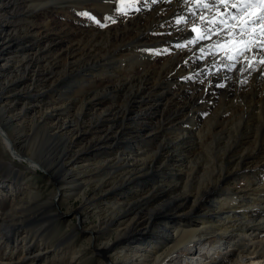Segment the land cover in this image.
<instances>
[{
  "label": "bare ground",
  "instance_id": "obj_1",
  "mask_svg": "<svg viewBox=\"0 0 264 264\" xmlns=\"http://www.w3.org/2000/svg\"><path fill=\"white\" fill-rule=\"evenodd\" d=\"M63 1L28 0L23 11L7 13L12 7L10 0H0V60L4 66L0 69V155L9 159V171H14V155L28 162L26 170L40 168L48 175L47 181L54 184L58 197L53 194L43 201V208L57 207L60 197L80 199L82 205L97 202L100 197H86L93 180L100 181L103 195L115 194L141 177L134 176L132 168L154 164L153 156L145 155L150 151L137 154L136 150L126 156L114 150L110 159L90 162L86 158L90 145L75 153L69 149L92 135L100 123L111 122L104 134L113 133L111 130L122 134L127 122L138 126L136 132H140L145 117L152 114L148 90L158 92L166 97L162 112L158 106L159 117L169 113L175 120L189 121L191 132H197L191 134V147L185 156L177 154L174 160L177 165L172 178L176 183L169 186L170 190L151 188L155 182L146 180L148 185L144 187L149 190L135 201L110 200L106 202L108 206L95 205L97 225L89 229L88 241L94 244L100 235L106 237L95 247L98 259L103 264H168L178 258L184 264H264V30L258 19L248 23L241 19H247L246 13L257 8L248 7L241 0H95V6L105 8L113 21H108L111 24L105 30L94 29L91 39L83 29L62 24L53 28L45 20L38 29L30 25L22 28L23 34L12 33L13 22L6 17L8 14L15 17L25 12L27 18L46 17L53 2L60 6L56 7L59 14L66 15L70 4ZM151 3L158 10L150 11ZM135 7L142 12L134 14ZM124 10L131 15L127 21L121 16ZM85 38L104 47L105 56L117 64L113 69L117 78L114 86L101 88L104 91L88 101L75 97L74 91L69 93L71 87H62L64 98L46 97L48 89L57 87L58 81H64L69 74L83 85L87 64L76 72H56V62L46 71L40 70L41 57L36 52L43 48H36L39 41L47 44V50L65 47L54 59L62 57L71 62L78 53H93L88 45L84 46L88 51L80 48ZM19 45L23 49L17 50ZM10 58L18 62L11 79L7 78L14 68ZM102 61L98 58L91 65L96 67ZM95 74L99 77L100 70ZM47 83L51 84L45 89ZM218 84L223 88H217ZM122 91L125 97L117 100L115 93ZM76 101L80 105L70 111ZM192 103L197 112L192 111L193 107L187 108ZM47 104L51 105V113L43 114L42 108ZM84 107H88L96 127L80 118ZM29 110L39 115L29 132L23 133ZM15 121L18 126L13 124ZM179 123V127L169 124L170 127L160 129L177 134L178 145L188 132ZM216 127L222 128L214 130ZM203 131L208 134L202 135ZM32 140L41 141L36 145L37 151L30 153L28 144ZM34 146L30 144V150ZM1 156L0 164L4 163ZM160 157L163 159V154ZM124 169L127 171L122 173ZM108 170L114 171L108 175ZM100 173L104 177L98 178ZM19 191L20 188L0 197V208L4 204L10 208L0 217V264H39L46 253L43 249H47L39 247V238L48 234L49 227L54 225L56 229L58 215H20L22 204L27 201H16ZM171 193L174 194L170 196ZM80 213L89 212L81 209L75 215ZM147 237L149 240H145Z\"/></svg>",
  "mask_w": 264,
  "mask_h": 264
},
{
  "label": "rangeland",
  "instance_id": "obj_2",
  "mask_svg": "<svg viewBox=\"0 0 264 264\" xmlns=\"http://www.w3.org/2000/svg\"><path fill=\"white\" fill-rule=\"evenodd\" d=\"M26 1H28V0H10V5L12 7H10V9L7 11V13H13L15 9L23 11V8L26 7V3H27ZM51 1H54V0H51ZM145 1L147 2V0H145ZM63 2H65V4H67V6L70 4L69 8L66 9L67 10L66 12L67 13L69 12V13L66 15H64L65 13L59 14L60 10H58V8H56V7H60V6L58 4L56 5L53 2L49 5L48 13H45V14H47L46 17L43 16L40 18L39 17L27 18L25 12L23 13V15H16L15 17H13V14H8L6 17H8L10 19V21L13 22L12 23L13 24V30H12L13 32L12 33L16 34V31H18L20 34H23L22 32H24V31L22 30V28L27 29V27L29 28L30 25L31 26L34 25V28L38 29V25H42L43 21L45 20V21H47V23L52 25L51 27H53V28H60V24H62L63 27H72V28H75L77 30L83 29L84 33H89L87 36L89 39H91V35H92L94 29H97V27H98L99 29L105 30V27L108 26L107 24H111V22H108V21L109 20L113 21V17H112V19L110 18L109 14L105 8H104V10H102L100 7L95 6V5H97L96 3H94L95 0L90 1V2L86 1V3H85V1L83 3H81L80 0H65ZM72 6H73V8H72ZM53 7H54V9H52ZM89 7H91L92 9ZM94 7H96V8H94ZM135 8L137 9V13H134V14H139L142 12L139 7H135ZM73 9H75V10H73ZM95 10H96V12H95ZM149 10L150 11H152V10L156 11V10H158V8L153 3H151V5L149 6ZM73 11H75L77 13H75ZM84 12L87 13V15H85ZM91 12L92 13L94 12L93 15ZM97 12L99 15L97 14ZM95 13H96V15H95ZM126 13H128L126 10H124V12L123 11L121 12V16L125 21L128 20V18H126V17L131 16L129 13L128 14H126ZM88 14H90V15H88ZM104 16H105V19H104ZM95 17H97V18H95ZM229 22L230 21H228V23ZM65 24H67V25H65ZM230 25H231V23H230ZM197 33L198 32L196 31V34ZM26 43L28 45V41H26ZM81 43L79 46L83 51H88V50H86V48H84V46L88 45L87 49L93 48V51H92L93 53L91 55H84L83 53H78L77 57H75L74 59H70V60H72L71 62L69 60H67V62H65L66 60L63 59L62 57L54 59V55L60 53L62 49H65V47H63L61 49L51 48L50 50H47V48H46V47H48L47 44L39 41L38 46L36 48H38V47L43 48V51L36 52L39 55V57H41L40 70L46 71L47 68H49L53 62H56L57 63L56 67H55L56 72H60L63 69L64 70L62 72H66V73L72 72V71L76 72L79 70V68H82V65L84 63L87 64L85 72H83V75L86 77V81L83 83V85L80 86L79 78L73 77L72 75H70L68 73L69 75L65 76L64 81H62L63 78L59 80L60 82L58 81L57 87L52 88V89H48V92L45 93L46 97H52L53 99H56L57 97H59V98L63 97L64 98L65 96H63V94H65V89L62 87H66V88L71 87V89L69 90V93L74 91L75 97L85 98V100L88 101V99L89 100L92 99L95 94H100L102 91H104V90H100L101 88H103L105 86L108 87L109 85H110L109 87L114 86L115 81H117V78L115 77V74H114L115 70H113V69H114V66L117 64H114V62H112L110 59H108L109 58L108 55L105 56V54H104L105 49H102L104 47L101 48L97 44L96 41L92 42L86 38L84 39V41H81ZM22 47H21V45H19L17 47V50L23 49ZM94 49H95V51H94ZM51 50H53L54 52H52ZM97 51H99L98 54H96ZM49 52H51V53H49ZM98 58H100L103 61L101 63H96L98 65L96 67L92 66L91 62H98ZM10 62H11L12 67L17 66L18 62L16 59L13 60L10 58ZM67 64H69V65H67ZM100 64H102V65H100ZM2 66H3V61L0 60V67H2ZM15 67L12 69L13 73L8 74L7 78L11 79L12 76L14 74H16V72L14 70ZM3 68H4V66L0 69L3 70ZM65 69H67V71H65ZM98 70H100V72H101V75L99 77H97L95 74V71H98ZM117 75L120 78L122 77V75H120V74H117ZM58 76H60V75H57L56 77H58ZM92 76H94V77H92ZM71 77H72V80H70ZM173 81H175V80H173ZM50 84L47 83L46 85H48V86L45 87V89L49 88ZM65 84H67V85H65ZM83 86H85V87H83ZM87 86H88V88L85 89ZM213 86L215 87V83L213 84ZM81 87L84 88L85 90L84 89L80 90L79 88H81ZM216 87L219 89L223 88V86L220 84H218ZM108 90L111 92L110 88H108ZM150 92L151 91L148 90V93L150 95L149 96V102H150L149 104H151V105H148V108L150 107L152 109L151 113L152 114L154 113L156 115V117H155V115H152V114L146 116L145 117L146 120L144 119L145 125L143 127L139 128L140 132H138V133L136 132L137 131L136 127L138 128V126H136L132 122H129V123L127 122V128H126V130L125 129L123 130L124 132L122 134H120V133L114 134L115 132L113 130L110 131L113 133L104 134L105 130L110 127L111 122L100 123L97 126L96 124L92 123V119L88 115V109H87L88 107H84V109L81 113L80 118H82L83 121L89 122L90 127L94 128L97 126V129L92 131V135L88 134L87 139L85 138V140L83 139L82 142H80L79 144L73 145L72 148L69 149L72 151V153L80 151L84 147L90 145V149H88V153L86 155V158L89 159L90 162H97V159H98V161H104V160L110 159L112 157L111 154L114 153V150L116 152L123 153L126 156H130V154H135L134 151H136V150H137L136 151L137 154H139L141 152H145V151L146 152L150 151L149 153H146L145 155L153 156V158L151 160L154 161L153 165H149V166L144 165L141 167L137 166L136 168H132L133 169L132 173H134V176H141V177H139V179H137L138 181L135 180V181L128 182V184H125L124 187H122L118 192H116L113 195H107V196L103 195V193H102L103 188L101 187L100 181L93 180V182L94 181L95 182L92 184V187L86 191V195H87L86 197L88 199H96L97 197H100L99 200L95 203L82 205L80 199H72L71 198V199L65 200L64 197H60L61 199H59V201H58L59 207L53 206L51 208H45V207L43 208L41 206L43 201L47 200L48 198H51V196H53V194L55 195V197H58V193L56 192V188H55L54 184L47 181L48 175L43 170H41L40 168H36V170L32 171V172L26 170L25 167H28V165H29L28 162L24 159H21L19 157L14 156V155L11 158V162H12L11 164H12V167H14L13 168L14 171L10 172L9 171V165L7 164L8 162H10L9 159L7 158L6 155H3V156L0 155L3 162H4V163L0 164V197H5V196H8L10 194H13L15 192V190L20 188L22 192L19 191L17 194H15L16 201H21V199L27 201L24 204H22L23 210L19 212L20 215H23V214L24 215H30L31 214L30 217H32L34 214H38L37 212H39V213L42 212L43 213L42 217L47 216L49 212L58 215V220H57L58 224L56 226V229H55L54 225L49 227L48 234L46 236H43L42 237L43 239L39 238V241H38L39 245H40L39 247L40 248H43L45 246L47 247L46 250L43 249V251L46 253H45V255H43L39 264H103L102 261H100V259H98L97 255L95 253V247L97 245L99 246L104 241V239L106 237H104L103 235H100L99 237H97L94 244H93V241L91 243H89V241H88L89 229L91 227L95 228L97 225V219L96 218L98 215V208H96L95 205H99V207L108 206V204L106 202H108L110 200L111 201L115 200L117 202L118 201L122 202V200H130V201L134 200L135 201V200H137L136 198H140L141 194L143 195L144 193H146L149 190V188L146 189L147 187L146 188L144 187V186L148 185V184H146L147 182L148 183L155 182V184L153 183L151 188H165V190H170L169 186H173L174 182L176 183V180L172 178V175L175 174V173H173L172 170L175 169L174 167L177 165V163H174V160H176L177 154H181V155L183 154V156H185L186 151H188L191 147V142L189 141L190 137L192 138L191 134H193V133L195 134L197 132V130H195V132H191L190 128L193 129V127H190L188 125L189 121L175 120L174 115H170L169 113H166V114L164 113V114H162L161 117H159L160 112L158 110V106L160 107V111L162 112V110H163V108L161 107L162 100L165 99L166 97L165 96L162 97V96L157 95L158 92H156V93L155 92L150 93ZM125 95L126 94L124 91L120 92L119 94L115 93V97L117 100H122L123 97H125ZM17 103L22 104L21 101H19ZM80 103H81L80 101H78V102L76 101V103H73L71 105L69 110L71 111L74 108L78 107L80 105ZM196 103H198V102H196ZM116 105H118V104H116ZM195 105L196 104L192 103V104H190V107L188 105L187 108L192 109V107H193L192 111H195L196 110V109H194L196 107ZM50 107H51V105H49V104L45 105L42 108V113L43 114L51 113V112H49L51 110ZM19 108H20V106L18 107V109ZM137 110L139 111V109H137ZM157 110H158V112H157ZM196 112H197V110H196ZM42 113H40V114H42ZM37 115H39V114L35 113V111H32V110H29L27 112V119L23 123L25 128L24 129L22 128L23 133L29 132L30 127L32 126ZM65 115H66V112L63 113V116H65ZM209 116H213V114L210 113ZM205 117L203 119H207ZM69 119L72 120V119H74V117H71ZM216 119L218 120V118H216ZM216 119H215V122L217 123ZM177 122L178 123L180 122L179 124H181L182 129H185L188 132L190 131L189 133L187 132L185 134L186 135L185 140H187V141L184 140L183 141L184 144L182 142L180 145H178L179 141L177 142V140H176L177 134H171L167 130L165 132H161V130L163 128H168V127H170V125L178 126ZM13 124L15 126H18L19 123H16V121H15V123H13ZM13 124H11V125H13ZM228 124L230 125V121L228 122ZM183 125H185V126H183ZM224 126L226 128V125H224ZM209 128H211V127L209 126ZM221 128L216 127L214 130H217V129L221 130ZM234 129H236V128H234ZM234 129H233V134H235V131H236V130L234 131ZM96 130H98V131L95 132ZM137 134H138V136H137ZM204 134H208V133L203 131L202 135H204ZM180 135H182V134H180ZM103 136H105L104 139H102ZM124 139H126V140H124ZM204 139H205V137H203V140ZM32 141H30L28 144V151L27 152H30V153L33 151H37L38 148H36V145L39 144L41 140H38L36 142L33 141L34 143ZM145 142H147V143H145ZM30 144L31 145L35 144V146L33 147L34 149L31 148V150H30ZM205 145H207V144L205 143ZM98 148H102V149H98ZM177 148L181 152L180 151L177 152V150H176ZM203 149L204 148H202V150ZM0 154H3L1 146H0ZM160 154H163V157H164L163 159H162V157H160ZM9 155L12 156L11 154H9ZM160 167H161V169H159ZM113 171L114 170H108V171H105V173L110 175V172H113ZM119 171L117 173H119ZM126 171L127 170L124 169V170H122V173L126 172ZM19 173H21V174L23 173L24 175H19ZM102 174H104V173H100L99 174L100 176L98 178H101L102 176L104 177V175H102ZM112 175L113 174H111V176ZM114 176H116V175H114ZM150 176H152V177H150ZM98 178H96V179H98ZM107 178H109V177H106V179ZM146 180H148V181L146 182ZM2 185H4V187H2ZM105 185H107V184H105ZM149 185H151V184H149ZM123 194H124V196H123ZM173 194L174 193H171L170 196H172ZM127 196H129V197H127ZM5 203H7V202H5ZM39 207L40 208L42 207V208L40 209ZM0 209L2 210V211H0V217H1V215L3 216L4 213L10 212L9 211L10 208H9L8 204H4ZM81 209H86L87 212H89V213H87V214L80 213L79 216L75 215V212L79 213V212H81ZM28 213H30V214H28ZM103 237H104V239H103ZM145 240H149V238L147 237V238H145ZM78 251H80V252L78 253ZM93 252H94V254H91ZM201 254H203V253L201 252ZM180 259H183V257ZM199 259L200 258H198V262H199ZM203 261H204V258L201 262H203ZM168 264H184V262L183 263L179 262V258H178V260L176 262L173 261V262H170Z\"/></svg>",
  "mask_w": 264,
  "mask_h": 264
},
{
  "label": "snow or ice",
  "instance_id": "obj_3",
  "mask_svg": "<svg viewBox=\"0 0 264 264\" xmlns=\"http://www.w3.org/2000/svg\"><path fill=\"white\" fill-rule=\"evenodd\" d=\"M241 2L246 5L251 7L253 0H241ZM233 7H236L234 4ZM87 15V13H85ZM247 19L241 18L243 23H248V22H255L256 19L260 20L261 23V28L264 30V0H259V8L256 11H251L246 13ZM195 30V29H194Z\"/></svg>",
  "mask_w": 264,
  "mask_h": 264
}]
</instances>
